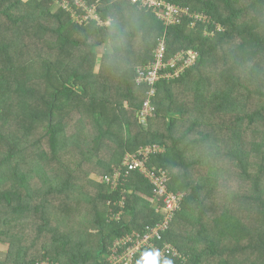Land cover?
<instances>
[{
    "label": "trees",
    "instance_id": "16d2710c",
    "mask_svg": "<svg viewBox=\"0 0 264 264\" xmlns=\"http://www.w3.org/2000/svg\"><path fill=\"white\" fill-rule=\"evenodd\" d=\"M56 1L27 0L24 8L21 0H0V18L16 33L21 23L48 14L57 25L43 28L58 35L52 52L45 48L24 61L34 73L27 81L13 77V40L0 37V264H34L38 258L107 264L116 237L143 231L160 215L139 172L131 171L116 191L89 174L111 173L126 152L151 144L163 151L146 163L168 169L169 189L184 192L156 244H173L186 256L178 264H264V0H166L207 14L220 25L216 29L212 23L191 27L189 17L165 27L129 0H85L109 25H79L68 12H51ZM127 6L149 13L131 31L124 30ZM69 28L80 30L79 36ZM139 32L140 65L152 59L162 36L167 56L197 52L178 77L156 84L154 115L145 122L137 116L146 87L135 83L136 68L102 64L105 75L101 67L94 72L84 66L94 64L102 45L109 48L104 61L113 64L124 37L132 48ZM109 108L118 117L109 118ZM122 196L120 218L109 220V208L117 212L119 206L107 202ZM151 252L141 248L134 264L166 262Z\"/></svg>",
    "mask_w": 264,
    "mask_h": 264
},
{
    "label": "built area",
    "instance_id": "2783aa9c",
    "mask_svg": "<svg viewBox=\"0 0 264 264\" xmlns=\"http://www.w3.org/2000/svg\"><path fill=\"white\" fill-rule=\"evenodd\" d=\"M63 9L79 25L95 21L98 25L103 20L96 12L95 4H88L85 0H61ZM130 3L138 5L152 12L155 17L165 26L181 23L183 17L191 18L190 25L194 27L197 23L214 24L216 29L220 27L210 16L203 12H194L188 6H182L166 0H129ZM105 22V21H104ZM109 23V21H106ZM219 25V26H218ZM206 30H204L205 33ZM212 32V31H211ZM210 32V33H211ZM197 52L194 50H179L173 55H166L165 37L162 36L153 50L152 59L135 69V83L145 85L144 98L137 111L140 121L145 122L147 118L154 115L155 106L152 97L156 92V84L161 80H170L178 77L185 69L195 63ZM163 148L157 144L139 147L134 152H126L121 163L111 173L100 176V181L108 185L111 191H116L126 182L131 171L139 172L151 187L152 208L160 215V220L153 226H146L143 231L133 230L120 237H116L108 249L106 255L107 264H134L135 255L141 248H151L152 255L157 259H164V264H178L186 262V256L171 243L164 241L162 246L156 244V240L166 231L172 222L175 213L180 209L184 198V192L169 189L170 174L168 169L148 165L146 162L152 154L160 153ZM127 190L121 188V193ZM119 206L117 212L109 208V220H118L124 207V196L117 202L108 201L107 205ZM34 264H58L49 259L37 260Z\"/></svg>",
    "mask_w": 264,
    "mask_h": 264
},
{
    "label": "rangeland",
    "instance_id": "374dc122",
    "mask_svg": "<svg viewBox=\"0 0 264 264\" xmlns=\"http://www.w3.org/2000/svg\"><path fill=\"white\" fill-rule=\"evenodd\" d=\"M40 2V4H42V0H37ZM21 2L23 4H20V7H24V8H28L27 5V0H21ZM126 2H128L126 0ZM64 11L66 12L63 7H62V2L61 0L56 1L55 4H52V8H51V12L54 14H58L59 12ZM138 11V10H137ZM135 11V9L131 8L130 6L126 7V17H127V23H125V27L124 30L125 31H131L132 28V24L136 25L139 21L145 20L146 16L149 15V13H147L146 11ZM15 15H17L19 13V10H14L13 11ZM145 12V13H143ZM117 19L119 20L120 18L117 17ZM74 23H76L73 20ZM8 25H6V24ZM96 25H98L97 22H95ZM218 24V23H217ZM57 25V21L56 19L52 18L51 16H49L48 14L43 15L41 17H38L34 24H30L28 22H24L21 23L17 28L15 32V30H13L11 27L12 25H10L9 23L6 22V20L0 18V37L1 34L4 37H8V40L11 41L13 40V47H12V54L15 55V58L13 59V65L16 67V69L12 72L15 75L13 77H15L17 80H26L29 79L28 77H34V73L26 68V65H24L25 60L29 59V56L34 55L37 56V52H41L42 50H44L45 48H47L46 50L49 51H53V45L54 43H57L58 40V35L57 34H52L46 30H44V26L46 27H56ZM109 25L108 22H104L102 24H100L99 26L104 27ZM219 26V25H218ZM14 27V26H13ZM72 32V35L77 37L79 36L78 32L80 30L77 29H73V28H69ZM68 30V31H70ZM138 41L135 40L134 43L132 44V48H129L128 46H126V41H128L129 39L127 37H124L123 40V44H124V49L122 50V52H119V54L117 55V60H112L113 64L104 61L103 59V51H105L106 49L109 50V48H107V46H98L100 47L98 52H95L94 58H95V62L94 64L86 62L85 63V67L87 68H91L94 70V72H98L100 67L102 68V64L106 65V67H111V65L115 66L117 69H132V68H136L138 66H140V54L142 52V47H143V42L139 40L140 34L141 32L138 33ZM103 32L99 33V37H102ZM97 38V37H95ZM29 40V41H27ZM24 42L27 43V45H24ZM126 48V49H125ZM232 49H233V45H232ZM28 50H30L31 52L28 53ZM48 51V52H49ZM36 52V53H35ZM110 52H113L110 50ZM20 66V67H19ZM106 67L102 68V70L104 71V74L107 75L108 71L106 69ZM13 77L11 78V81L13 80ZM32 77V78H33ZM43 77V76H42ZM42 77L37 78V82L40 83V87L43 85L42 83ZM52 80L57 83V79H56V74L52 73L51 76ZM14 83V82H13ZM28 83H33L32 80H28ZM140 92H137V101H140ZM84 105L86 106V108H88L87 103L85 102ZM110 107H113L112 105H110ZM76 114L74 115V117L78 114L79 112L76 110L75 111ZM109 118L111 119H115L116 117H118L117 112L112 110L111 108H109L108 113ZM119 114V111H118ZM120 116H122L121 114H119ZM75 119V118H74ZM144 126H146V124H144ZM37 133V132H36ZM38 134V133H37ZM90 178H96V180L100 181V176L95 175L94 173H90L89 174ZM35 184H38L37 181H33ZM181 191V190H179ZM209 201H207L208 203ZM212 204H208L209 209H213ZM216 210V209H215ZM66 213H69V216L74 217L77 214L76 210H72V209H65ZM3 245V244H2ZM1 245V249H5V246ZM40 245H41V241H38V245L36 248V251H38L40 249ZM8 247V246H7ZM35 248L32 250L34 251ZM39 260V258H38Z\"/></svg>",
    "mask_w": 264,
    "mask_h": 264
},
{
    "label": "crops",
    "instance_id": "0c3cea01",
    "mask_svg": "<svg viewBox=\"0 0 264 264\" xmlns=\"http://www.w3.org/2000/svg\"><path fill=\"white\" fill-rule=\"evenodd\" d=\"M102 46H103V45H102ZM102 46H101V47H102ZM99 48H100V47H98V48L96 49V50H97V52H98Z\"/></svg>",
    "mask_w": 264,
    "mask_h": 264
}]
</instances>
